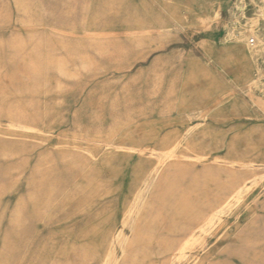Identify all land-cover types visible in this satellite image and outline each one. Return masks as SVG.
Masks as SVG:
<instances>
[{"label":"rangeland","instance_id":"1","mask_svg":"<svg viewBox=\"0 0 264 264\" xmlns=\"http://www.w3.org/2000/svg\"><path fill=\"white\" fill-rule=\"evenodd\" d=\"M152 170L135 264H264L263 0H0V264L122 258Z\"/></svg>","mask_w":264,"mask_h":264},{"label":"bare ground","instance_id":"2","mask_svg":"<svg viewBox=\"0 0 264 264\" xmlns=\"http://www.w3.org/2000/svg\"><path fill=\"white\" fill-rule=\"evenodd\" d=\"M90 2V1H89ZM264 2V0H263ZM62 3V2H61ZM41 4V3H40ZM7 6V5H6ZM5 6V7H6ZM91 7V6H90ZM89 7V8H90ZM7 8V7H6ZM26 9V8H25ZM27 10V9H26ZM30 11V10H29ZM45 11V10H44ZM28 12V11H27ZM33 12V11H32ZM83 12V11H82ZM44 13V12H43ZM49 13V12H48ZM45 15V14H44ZM87 15V14H86ZM35 16V15H34ZM90 16V14H89ZM92 16V15H91ZM90 20V19H89ZM83 26V25H82ZM39 27V26H38ZM41 27V26H40ZM87 27V26H86ZM247 34V33H246ZM51 35V34H50ZM38 36V34H37ZM53 36V34H52ZM49 37V36H48ZM40 39V37H39ZM50 40V38H49ZM16 42V41H15ZM23 43V41H22ZM21 44V43H20ZM25 44V43H24ZM18 45V44H17ZM10 46V45H9ZM15 46V45H14ZM19 47V46H18ZM20 48V47H19ZM24 49V48H23ZM44 50V49H43ZM48 51V49H47ZM40 52V51H39ZM50 52V51H49ZM37 71V70H36ZM36 74V73H35ZM261 76V75H260ZM13 111V110H12ZM12 113V112H11ZM19 113V112H18ZM13 114V113H12ZM12 114L10 116H12ZM17 113H15L16 115ZM19 116V115H18ZM19 124V123H18ZM17 125V124H16ZM19 126V125H18ZM23 126V125H22ZM24 127V126H23ZM21 127V128H23ZM28 129V128H27ZM4 147V146H3ZM169 157V156H168ZM170 158V157H169ZM168 158V159H169ZM170 161V160H169ZM172 161V160H171ZM182 163H184L182 161ZM180 163V164H182ZM163 164V163H162ZM161 164V165H162ZM167 167V166H166ZM157 168V167H156ZM179 168V167H178ZM162 169V168H161ZM169 169V168H168ZM172 174V173H171ZM45 175V174H44ZM167 175V174H166ZM159 175L157 170H152L147 178L145 179L143 185L140 187L138 192V217H131L128 226L133 230V235L128 237L126 234L122 235L121 248L123 251V256L120 259H113L108 262V264H135V254L143 250L142 245H149L151 237L146 235L143 231L149 228H155L157 223L151 219L150 215L155 207L156 201L161 199V196L166 193L167 186V176ZM68 176V175H67ZM41 177V176H40ZM41 179V178H40ZM173 183V181H172ZM170 186V185H169ZM54 187H52V190ZM51 189V186H50ZM51 191V190H50ZM49 191V192H50ZM47 192V191H46ZM31 195V194H30ZM38 195V194H37ZM49 195V194H48ZM50 199V198H48ZM37 201V200H36ZM48 201V200H47ZM50 201V200H49ZM60 201V200H59ZM160 201V200H159ZM41 202V201H40ZM42 203V202H41ZM55 204V203H54ZM50 205V204H49ZM48 205V206H49ZM53 205V204H51ZM50 207V206H49ZM61 208V207H59ZM157 208V207H156ZM155 208V209H156ZM155 212V211H154ZM157 212V211H156ZM137 216V215H136ZM155 220V219H154ZM132 232V231H130ZM148 233V232H146ZM151 233V232H150Z\"/></svg>","mask_w":264,"mask_h":264},{"label":"built area","instance_id":"3","mask_svg":"<svg viewBox=\"0 0 264 264\" xmlns=\"http://www.w3.org/2000/svg\"><path fill=\"white\" fill-rule=\"evenodd\" d=\"M251 40H252V42H254V43H255V39H254V38H252Z\"/></svg>","mask_w":264,"mask_h":264}]
</instances>
